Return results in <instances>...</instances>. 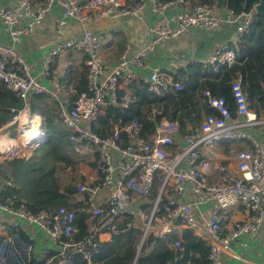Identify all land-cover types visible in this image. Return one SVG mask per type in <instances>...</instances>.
<instances>
[{
  "label": "built area",
  "instance_id": "obj_1",
  "mask_svg": "<svg viewBox=\"0 0 264 264\" xmlns=\"http://www.w3.org/2000/svg\"><path fill=\"white\" fill-rule=\"evenodd\" d=\"M53 6L62 11L55 21L58 28L73 21L82 30L79 36L54 45L42 58L41 70L34 74L14 44L20 37L31 35ZM256 6L247 12L234 13L217 7L211 0H13L12 6L0 4V23L8 38L5 44L0 43V84L23 103L20 109H10L12 120L0 128V134L11 137L2 131L12 125L22 132L33 118L39 120L43 133L42 118L31 114L29 99L62 93L52 67L59 54L74 50L85 58L86 90L72 103L59 100L58 118L67 130L74 156L94 163L97 175L92 182L77 187L85 212L93 219L88 234L78 241L73 240L78 231L74 210L59 206L55 211L33 213L15 197L3 200L0 196V214L11 219V226L31 225L51 245L37 254L31 235L4 236L0 242V264H70L76 257L92 264L100 247L132 225L139 229L132 264H139L156 224L170 229L177 224L192 227L197 223L196 211L206 204L211 205L208 215L203 216L208 264H220L234 240L259 232L264 222V140L254 138L246 129L264 123V119L249 107L239 78L230 84L234 112L229 110L224 97L204 90L202 97L215 114L205 115L198 127L184 135L179 134L176 120L162 116L161 105L149 110L146 122L152 123L153 129L148 131L138 120L124 125L109 122L110 129L96 126L104 106L127 108L135 101L136 96L129 91L131 86L140 84L156 98L183 90L181 83L173 81V74L186 68L190 64L187 60L176 61L170 69L153 68L148 75L142 74L146 68L144 59L159 43L193 29L213 32L224 26L234 29L233 43L245 41L257 20ZM145 9L155 17L150 26L151 41L131 56L122 55L116 67L107 72L99 53L103 37L85 28V24L122 18L140 20ZM206 63L216 74L236 63V52L230 44L219 45ZM25 114L27 120L23 121ZM45 140L43 134L35 147ZM224 141H245L249 145L232 152V166L212 160L215 144ZM7 185L12 187L9 182ZM237 205L247 211V218L232 223L231 231L223 236L224 214ZM103 236L110 240L105 241ZM173 247L181 249L180 240Z\"/></svg>",
  "mask_w": 264,
  "mask_h": 264
},
{
  "label": "trees",
  "instance_id": "obj_2",
  "mask_svg": "<svg viewBox=\"0 0 264 264\" xmlns=\"http://www.w3.org/2000/svg\"><path fill=\"white\" fill-rule=\"evenodd\" d=\"M261 1L211 0L217 7L230 9L234 13L250 11ZM230 47L236 52V63L229 68H222L213 74L210 67L202 68L201 64H192L186 71L176 72L173 81L183 85L182 91L169 92L163 98H156L140 84L131 86L129 91L136 96L135 101L127 108L104 106L96 124L97 128L110 129L112 123L124 125L138 120L142 123L144 131H148L153 129V124L146 122V116L152 107L161 105L162 116L168 120H176L179 124V134L184 135L200 125V120L194 115L199 104V92L201 97L204 90L214 96L224 97L229 110L234 112L230 84L237 78L241 81L249 107L253 110L264 109V17L257 15L246 40L230 44ZM85 73L86 69H83L74 84L77 94L86 90ZM28 105L32 114L41 115L46 140L38 145L30 156L6 161L0 165V181H11L14 185H5L4 193L24 202L33 213L41 210L55 211L59 206L74 210L78 231L73 240L78 241L88 234L93 222L86 214L84 202L77 193L78 183L84 182L85 178L81 176L78 181L69 179L64 184L58 178L59 167L73 166L75 161L67 141V131L60 127L56 117L55 101L48 95L41 94L31 97ZM22 106L21 100L0 84V128L12 120L13 113L10 109H20ZM210 113L215 114V111L206 105L205 114ZM9 136L12 137L11 134ZM89 166L94 168L95 165L89 163ZM138 232V227L132 225L130 229L115 236L112 242L100 247L99 252L92 258V264H132L135 257L134 239ZM176 239L174 231H171L163 240L147 244L138 263L208 264L209 247L206 243L200 239H189V233L186 231L180 241L181 249H169L167 243H174ZM70 264L86 262L76 257Z\"/></svg>",
  "mask_w": 264,
  "mask_h": 264
},
{
  "label": "crops",
  "instance_id": "obj_3",
  "mask_svg": "<svg viewBox=\"0 0 264 264\" xmlns=\"http://www.w3.org/2000/svg\"><path fill=\"white\" fill-rule=\"evenodd\" d=\"M129 1L131 0H125V2ZM0 4L12 6L13 0H0ZM61 14V9L58 6H53L31 35L20 37L14 44L16 52L31 66L34 74L41 70L42 58L47 55L54 45L67 38L77 37L81 33L82 27L77 26L73 21H67L62 28H58L55 25V21L61 17ZM154 20V15L145 9L142 14V19L140 20L122 18L117 20H104L102 22L89 21L84 27L102 35L103 42L99 53L107 67V72H110L116 67L122 55L131 56L151 41L152 35L150 33V26ZM233 34L234 29L231 26H224L213 32H203L195 29L190 30L174 39L159 43L149 56L144 59L146 68L141 72L142 74L148 75L153 68L162 70L170 69L176 61L180 60H187L190 63L186 68L182 69L183 71H186L192 64H201L202 68L209 67L206 63L207 59L214 53L219 45L233 44ZM6 42H8V38L0 23V43L5 44ZM62 53L63 54H59L56 58L55 64L52 67V75L58 79L60 87L62 88V93L55 97L48 95L49 98L55 101L56 117L60 124L61 122L58 118V102L59 100L67 99L72 103L75 100L78 94L74 89V84L78 80L82 70L86 69L85 58L80 53L74 50H67ZM190 73L193 74V72ZM200 95L201 93L199 92L197 94L199 104L194 115L198 117L201 124L206 115V103ZM254 111L260 114L261 119H264V109ZM38 115L41 116L40 114ZM41 125L44 131L43 121ZM262 125H264V123L249 127L246 129V132L258 140H264V127H261ZM5 127L6 125L3 128ZM27 147L28 146H26L25 149ZM247 148H249V145L245 141H224L216 143L212 150V160L222 164H231L232 166V152ZM231 171L234 173L232 169ZM8 182L12 184V187L14 186L11 181H0V196L3 200L9 197H15L8 196L4 193L3 187L5 185L11 187L7 185ZM213 182H218V177L215 176ZM210 209L211 205H202L200 209L196 211L197 223L192 227H186L184 224H177L170 229L163 225L156 224L152 229L151 235L148 237V244H152L159 239L160 241L163 240L171 231H174L177 237L176 240L182 241L183 235L187 231L189 233V239H200L202 242L206 243V219H204L203 216H207ZM200 214H202V218H199ZM247 214V211L241 205L228 209L224 214L225 225L222 230V235L225 236L231 231L232 223L245 220ZM11 222L9 217L0 214V242L4 236L13 235L15 233L24 235L26 233L33 237V242L36 244L37 248V254L42 248L51 246L33 226L22 223L19 227L15 228L10 225ZM191 228H194V232L191 231ZM161 234L163 235L160 236ZM103 239L105 241L110 240L108 236H103ZM173 244L174 243H167V247L170 246L168 248L172 249L174 248ZM247 262L264 263V222L255 236L239 237L234 240L230 245L229 254L222 256L220 264H247Z\"/></svg>",
  "mask_w": 264,
  "mask_h": 264
},
{
  "label": "rangeland",
  "instance_id": "obj_4",
  "mask_svg": "<svg viewBox=\"0 0 264 264\" xmlns=\"http://www.w3.org/2000/svg\"><path fill=\"white\" fill-rule=\"evenodd\" d=\"M61 54H63V53H61ZM59 125H61V124L59 123ZM60 127L62 128V125ZM261 127H264V125H262ZM2 132H4V133L8 132L13 137H16L19 134V131H18L16 125H12V126L8 127L7 129H3ZM44 133L45 132L43 131V134ZM39 140L41 141L42 138ZM37 142H39V141H37ZM36 148L37 147H35V144H34V147L32 149L28 148L23 152L17 153L16 155H14L11 158L3 159L0 165L4 164L6 161H10V160L17 159V158L28 157L31 155V153ZM71 154H72V159L75 161L74 162L75 164L73 166L70 165V166H65V167L63 165H61L59 167V169L57 170L58 178L62 182V184L66 183L69 179H73V178L78 181L81 176H84V178H85L84 182L85 183H90L94 179H96L97 175L94 171V168L89 166V162L86 160L78 159L74 156L73 153H71ZM81 183H83V182H79L78 184H81Z\"/></svg>",
  "mask_w": 264,
  "mask_h": 264
},
{
  "label": "bare ground",
  "instance_id": "obj_5",
  "mask_svg": "<svg viewBox=\"0 0 264 264\" xmlns=\"http://www.w3.org/2000/svg\"><path fill=\"white\" fill-rule=\"evenodd\" d=\"M23 118V121H26L27 115L25 114ZM41 138H43V133L39 130L37 118H33L30 126L19 132L16 138L0 134V161L2 158H11L17 153L30 149ZM26 146L28 147L25 149ZM191 231L194 232V228H191Z\"/></svg>",
  "mask_w": 264,
  "mask_h": 264
},
{
  "label": "water",
  "instance_id": "obj_6",
  "mask_svg": "<svg viewBox=\"0 0 264 264\" xmlns=\"http://www.w3.org/2000/svg\"><path fill=\"white\" fill-rule=\"evenodd\" d=\"M256 12L258 13V15L264 17V0H262L257 6H256ZM243 119V118H241ZM181 145L183 147L186 146V143H184L183 141H180Z\"/></svg>",
  "mask_w": 264,
  "mask_h": 264
}]
</instances>
